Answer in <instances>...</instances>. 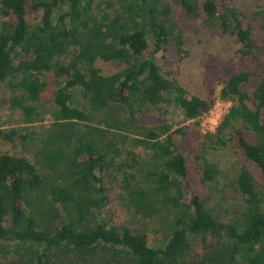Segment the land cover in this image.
Instances as JSON below:
<instances>
[{"label": "trees", "instance_id": "1", "mask_svg": "<svg viewBox=\"0 0 264 264\" xmlns=\"http://www.w3.org/2000/svg\"><path fill=\"white\" fill-rule=\"evenodd\" d=\"M94 1L0 0V83L14 93L10 104L32 123L48 78L57 84L41 163L0 152L6 264H264V0H250L249 11L233 0H102L104 9ZM63 5L68 9L55 21ZM39 12L34 26L29 17ZM197 20H216L214 36L231 33L241 43L236 58L200 53L204 97L189 96L173 79L187 54L185 35L200 31ZM99 60L123 67L107 74ZM75 87L83 90V107L71 103ZM217 97L235 104L205 133L201 117ZM172 100L186 119L176 128L146 107ZM113 129L133 133L150 152L148 186L129 170L133 164L117 161ZM27 139L0 129V143ZM226 146L239 168L219 188L237 203L223 220L211 206L220 168L209 154ZM114 200L132 222L114 220L106 209ZM161 205L173 212L172 232L163 246H152L143 225ZM199 239L204 251L194 253Z\"/></svg>", "mask_w": 264, "mask_h": 264}, {"label": "rangeland", "instance_id": "2", "mask_svg": "<svg viewBox=\"0 0 264 264\" xmlns=\"http://www.w3.org/2000/svg\"><path fill=\"white\" fill-rule=\"evenodd\" d=\"M102 0H95L94 3L101 6L104 9L105 4ZM234 5L241 11H245L250 6V0H233ZM68 9L67 5L58 7L55 10V21L58 16ZM101 9V10H102ZM249 11V8L246 10ZM101 13V12H100ZM41 13H36L29 17V21L32 25L36 26L40 22ZM3 21V17L0 14V26ZM201 28L198 33L186 34L185 35V49L187 54L180 60L178 65L175 66V72L173 79L176 80L179 85L184 87L189 96L198 95L204 97V91L202 87V66L200 65L199 56L202 51H208L222 59L236 58L238 56V50L241 47V43L237 40L236 35L228 33L224 37L219 38L213 35V31L217 26L216 20H210L208 22H201ZM74 50L68 52L64 56V61H68L73 57ZM159 55H161L159 53ZM97 65L100 66L103 71L107 74L116 72L122 69L123 66L115 63H106L102 60L97 61ZM50 87L45 93V97L40 103L37 104L41 115L39 118L32 122L27 123L24 120V116L21 110L14 108L10 104V99L14 95L13 91L9 88L7 82L0 83V129L10 130L17 129L22 133L28 134V139L24 142L10 143L2 140L0 143V152H11L18 155H24L35 163H41L42 157L40 155L41 148L43 147V140L47 134L51 131L52 125L55 122L54 119V104H53V90L57 87L53 77L48 78ZM222 85L218 86V91ZM72 105L83 107L85 102L83 90L80 87L72 88ZM171 98L173 96H170ZM217 99H222L217 97ZM216 99V100H217ZM224 100V99H222ZM232 106L235 104L234 100H230ZM151 111L161 114L167 118L168 122L174 127L185 123V116L182 109L172 100L171 102H163L158 105H147ZM118 115V113H117ZM123 118L126 117V113L122 110L119 113ZM210 113H206L201 117L202 129L206 133L210 131L206 124ZM240 121L234 122L235 126H239ZM80 125V124H79ZM78 127V125H77ZM215 131V130H214ZM137 137L131 132L122 131L119 129H113L112 134L109 136L110 139L115 143L116 147H119V154L117 155L118 162H127L135 166L134 169L137 171V178L144 182L145 185H149L151 178L148 174V169L153 167V160L150 156V152L141 146H138L134 138ZM130 153L141 161V165L133 163ZM209 157L218 163L220 172L217 175V179L214 182L215 196L211 203V206L215 208L216 212L219 213L223 220H228L234 216L233 211L237 206L235 201L230 199H223L219 188L224 183L232 180L238 172L239 163L236 154L230 146L223 147L218 150H214L209 154ZM42 166V165H41ZM128 168V167H127ZM120 176H123V170ZM106 209L113 215L116 222L133 221V214L129 213L121 203V200H114L110 203ZM63 212V209H61ZM173 218V212L170 208L161 205L158 212L148 219L143 228L148 232L149 241L152 246H163L168 237L171 235V223ZM60 223V220H56ZM200 239L193 241V250H197L194 253H202L204 249L199 248ZM192 253V254H194ZM6 257L0 253V264H6Z\"/></svg>", "mask_w": 264, "mask_h": 264}, {"label": "built area", "instance_id": "3", "mask_svg": "<svg viewBox=\"0 0 264 264\" xmlns=\"http://www.w3.org/2000/svg\"><path fill=\"white\" fill-rule=\"evenodd\" d=\"M231 107L232 104L229 100L217 99L210 111L207 112L210 113V120L208 119L206 127H208L210 131L216 130L224 119L225 115L229 113Z\"/></svg>", "mask_w": 264, "mask_h": 264}]
</instances>
